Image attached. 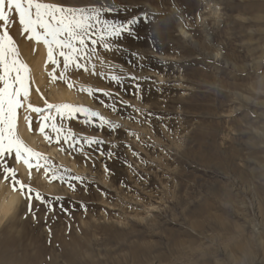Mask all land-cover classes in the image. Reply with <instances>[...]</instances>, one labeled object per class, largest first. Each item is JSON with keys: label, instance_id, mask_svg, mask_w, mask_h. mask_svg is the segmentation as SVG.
Instances as JSON below:
<instances>
[{"label": "rangeland", "instance_id": "rangeland-1", "mask_svg": "<svg viewBox=\"0 0 264 264\" xmlns=\"http://www.w3.org/2000/svg\"><path fill=\"white\" fill-rule=\"evenodd\" d=\"M110 1L79 7L138 22L117 48L69 64L79 78L95 65V75L65 104L119 127L41 108L39 135L62 162L42 152L48 176L41 167V184L20 180L31 200L0 230V264H264V0ZM10 21L20 51L28 34L14 12ZM51 123L80 143H57Z\"/></svg>", "mask_w": 264, "mask_h": 264}, {"label": "snow or ice", "instance_id": "snow-or-ice-1", "mask_svg": "<svg viewBox=\"0 0 264 264\" xmlns=\"http://www.w3.org/2000/svg\"><path fill=\"white\" fill-rule=\"evenodd\" d=\"M105 11H111V9L65 6L44 3L41 0H0V21L5 24L3 30L0 31V157L15 153L16 161H23L28 167L30 179L31 170L34 166L37 171L43 167L45 176H48L51 169L40 163L42 160L46 162L47 158L28 147L19 135L18 110L24 109L25 112L37 114L43 110L33 107L29 102L30 84L32 83L30 68L21 58L18 46L8 32L7 25L11 23L10 15L14 12L18 16L22 34L27 33L28 40L34 41L36 45L43 43L47 50V62L59 65L60 61L55 58V53L63 58L64 69H67L70 63H75L76 68L79 69L82 67L80 61H84L86 64L94 55H97L95 46L103 47L106 51H112L119 46L118 42L125 37V34L132 35V26L138 22L133 19L126 23H115L108 19H102V13ZM93 36L96 38L92 39ZM100 63L103 64V61ZM87 70L85 67V71ZM93 73L95 74V65H93ZM49 75L53 81L65 79L63 71L59 77L53 73H49ZM110 79L117 83L121 80L117 75H112ZM68 87L72 88L73 85L68 84ZM81 90L85 91V89ZM36 91L39 92V88ZM86 91L89 95L93 94L91 89ZM103 95L109 96L111 94L103 92ZM45 103L47 104V101ZM47 106L49 109L55 108L56 112L61 115L67 113L71 116L74 113H83L86 117L97 118L100 121V127L107 125L113 131L119 127L100 113L85 107L70 104H48ZM42 119L48 121L54 118L46 115ZM23 120L28 125V130L31 131L30 116L25 114ZM88 122L89 120L86 119L85 123ZM46 126V124H41L39 131L42 134ZM51 129L56 134L57 143L60 142L61 136H63L65 143L69 140H72L73 144L80 143V141L75 140V134L70 130L65 133L63 127H58L55 123L51 124ZM44 138L49 141L52 139L47 134L44 135ZM85 143L88 145L102 144L103 141L90 138L86 139ZM133 154L136 155V153ZM0 166L3 169L2 179L10 185L11 191L13 193L20 192L30 201L31 196H27L26 193L33 191L31 186L21 182L13 168L2 165V163ZM51 179L63 181L64 177H57L52 172ZM70 179L79 180L81 178L70 177ZM36 199H41L39 193L36 194ZM29 207H31L30 204Z\"/></svg>", "mask_w": 264, "mask_h": 264}, {"label": "bare ground", "instance_id": "bare-ground-1", "mask_svg": "<svg viewBox=\"0 0 264 264\" xmlns=\"http://www.w3.org/2000/svg\"><path fill=\"white\" fill-rule=\"evenodd\" d=\"M41 1H43V2L54 1L58 5L78 6L79 7L80 5L94 4V2L96 0H41ZM104 1H106V0H104ZM119 1H121V0H119ZM122 1H124V0H122ZM128 1H131V0H128ZM110 2H112V1H110ZM125 2H127V1H125ZM17 41L19 42V40H17ZM20 44H21V46H19V47H20V53L22 55V59L30 68V78H31L32 83L30 84L29 102L32 104L33 107L44 108L48 104L59 105V104H65L66 101H67V103L71 104L74 101H80L81 100L80 94H78L75 90H73V87L69 88L68 84H72L73 86H78V85H81V83L84 80L85 81L91 80L92 75H93L92 71H85L83 73L84 77L82 76V78L81 77L79 78L75 74L76 73L75 71L72 72V69L70 68L71 66H69L67 69H64V66H61L60 63L57 66V65H53L50 62H47V50H46L45 46L43 45V43L36 45L34 41H30V40L26 39L25 43H21V41H20ZM55 55H57V54L54 53V56ZM97 68H98V66H97ZM61 71L64 72L65 79L64 80L56 79L55 81H53L51 79L49 73H53L55 76L59 77ZM98 71H100V69H98ZM101 71H103V70H101ZM100 74H102V73H100ZM85 75H87V76H85ZM104 75L106 76V78H108L106 74H104ZM109 81H110V78H109ZM93 83H95V82H93ZM95 85H96V83H95ZM37 88H39V92L36 91ZM45 101H47V104L45 103ZM53 110H55V108L48 109L46 111V113L50 115L53 112ZM18 111H19L18 131H19L20 137L34 151H37L40 153L44 152L46 154L48 151V154H50V155L53 154L52 155V157L54 156L53 159L57 158L58 160H61L60 162H62V157H58L61 155H58V153L55 151L54 148L51 149L50 147H47L48 145H46V147H44V145H45L44 141H43L44 139L41 138L39 135V128L38 127H39L40 122H38L37 113L25 112L24 109H20ZM54 113H56V112H54ZM25 114L29 115L31 118V129H32L31 131L28 130V125L23 120V116ZM60 116L62 117V115H59V117ZM53 117H55V120H56V116L53 115ZM64 121H66V120L64 119ZM48 130L50 131V128ZM6 156L0 157V163H2V165H7L9 167V162L6 159ZM64 161H66V159H64ZM10 165H11L10 167L16 171L19 180H22L23 182L28 183V184L32 183V182H35V183L38 182L40 184L42 183L41 177L39 176V174H37V170H36V172L31 171V179L29 178V169L23 163V161H20V164H16V162L15 163L13 162ZM1 170L3 171L2 166H0V171ZM1 179L2 178L0 176V230L7 231V229L10 230L13 227H16L18 222L22 221L21 216H22V213H24V210L26 209V205H25L26 202L22 201V199L24 197L20 194V192L13 193L11 191L10 185L8 183L4 182L3 179L2 180ZM42 180H43V178H42ZM44 184H45V182H44ZM7 224H10V225L7 226Z\"/></svg>", "mask_w": 264, "mask_h": 264}]
</instances>
